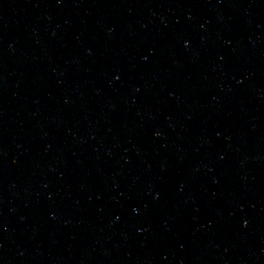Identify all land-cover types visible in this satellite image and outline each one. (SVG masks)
Listing matches in <instances>:
<instances>
[{"label": "water", "instance_id": "1", "mask_svg": "<svg viewBox=\"0 0 264 264\" xmlns=\"http://www.w3.org/2000/svg\"><path fill=\"white\" fill-rule=\"evenodd\" d=\"M0 264H264V0H0Z\"/></svg>", "mask_w": 264, "mask_h": 264}]
</instances>
